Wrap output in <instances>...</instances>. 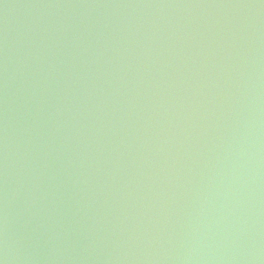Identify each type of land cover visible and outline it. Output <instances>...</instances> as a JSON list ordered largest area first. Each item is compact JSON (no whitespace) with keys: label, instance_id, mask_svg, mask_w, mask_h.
<instances>
[{"label":"water","instance_id":"1","mask_svg":"<svg viewBox=\"0 0 264 264\" xmlns=\"http://www.w3.org/2000/svg\"><path fill=\"white\" fill-rule=\"evenodd\" d=\"M0 264H264V0H0Z\"/></svg>","mask_w":264,"mask_h":264}]
</instances>
